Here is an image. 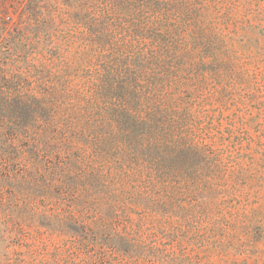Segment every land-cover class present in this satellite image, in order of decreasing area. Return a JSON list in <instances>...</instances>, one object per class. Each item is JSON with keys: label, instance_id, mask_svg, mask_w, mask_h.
Listing matches in <instances>:
<instances>
[{"label": "trees", "instance_id": "obj_1", "mask_svg": "<svg viewBox=\"0 0 264 264\" xmlns=\"http://www.w3.org/2000/svg\"><path fill=\"white\" fill-rule=\"evenodd\" d=\"M210 1L0 12V212L27 249L9 264H198L176 220L229 170L193 55Z\"/></svg>", "mask_w": 264, "mask_h": 264}, {"label": "rangeland", "instance_id": "obj_2", "mask_svg": "<svg viewBox=\"0 0 264 264\" xmlns=\"http://www.w3.org/2000/svg\"><path fill=\"white\" fill-rule=\"evenodd\" d=\"M27 3L0 0V12L19 23ZM209 6L210 28L193 55L229 170L190 195L175 225L195 263L264 264V0ZM2 214L0 264H9L27 249L4 233Z\"/></svg>", "mask_w": 264, "mask_h": 264}]
</instances>
